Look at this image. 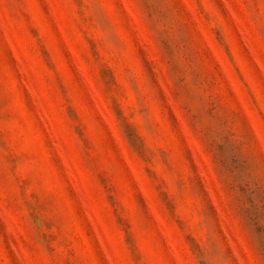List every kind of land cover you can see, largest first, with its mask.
I'll use <instances>...</instances> for the list:
<instances>
[{
    "label": "rangeland",
    "instance_id": "374dc122",
    "mask_svg": "<svg viewBox=\"0 0 264 264\" xmlns=\"http://www.w3.org/2000/svg\"><path fill=\"white\" fill-rule=\"evenodd\" d=\"M0 264H264V0H0Z\"/></svg>",
    "mask_w": 264,
    "mask_h": 264
}]
</instances>
